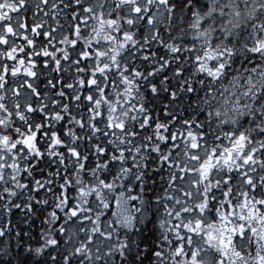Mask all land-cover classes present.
Returning a JSON list of instances; mask_svg holds the SVG:
<instances>
[{
    "label": "snow or ice",
    "instance_id": "1",
    "mask_svg": "<svg viewBox=\"0 0 264 264\" xmlns=\"http://www.w3.org/2000/svg\"><path fill=\"white\" fill-rule=\"evenodd\" d=\"M0 264H264V0H0Z\"/></svg>",
    "mask_w": 264,
    "mask_h": 264
}]
</instances>
